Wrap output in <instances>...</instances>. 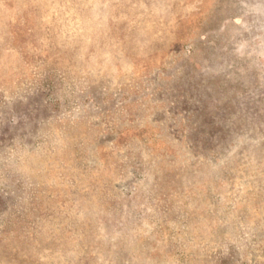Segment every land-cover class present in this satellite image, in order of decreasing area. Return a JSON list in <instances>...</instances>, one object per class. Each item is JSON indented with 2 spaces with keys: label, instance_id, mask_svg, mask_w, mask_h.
Returning <instances> with one entry per match:
<instances>
[{
  "label": "rangeland",
  "instance_id": "obj_1",
  "mask_svg": "<svg viewBox=\"0 0 264 264\" xmlns=\"http://www.w3.org/2000/svg\"><path fill=\"white\" fill-rule=\"evenodd\" d=\"M0 264H264V0H0Z\"/></svg>",
  "mask_w": 264,
  "mask_h": 264
}]
</instances>
